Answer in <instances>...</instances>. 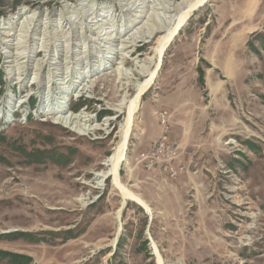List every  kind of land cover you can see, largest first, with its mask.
<instances>
[{"label":"rangeland","instance_id":"obj_1","mask_svg":"<svg viewBox=\"0 0 264 264\" xmlns=\"http://www.w3.org/2000/svg\"><path fill=\"white\" fill-rule=\"evenodd\" d=\"M182 3L0 0V264H264V0L194 10L141 96L119 174L152 215L94 184Z\"/></svg>","mask_w":264,"mask_h":264},{"label":"bare ground","instance_id":"obj_2","mask_svg":"<svg viewBox=\"0 0 264 264\" xmlns=\"http://www.w3.org/2000/svg\"><path fill=\"white\" fill-rule=\"evenodd\" d=\"M206 2L207 0H183L182 6L176 7L178 11V17L172 25L169 26L167 23L164 26L157 24H152L149 26L150 28L148 31V37H152L155 32L157 33L162 30L164 34L158 40L153 50V55L151 57H144L142 60H139V63L141 62L140 64L142 66V75L144 76V79L137 84L135 88V95L130 100H128L129 102L127 104L126 111L127 114L120 124V140L114 148L112 155L104 161L106 169L95 173L94 184H96L97 187L103 186L105 180L111 178V185L120 192L124 200L135 202L150 215H152V210L146 200L128 189L122 183L119 174L120 165L122 161L126 160L128 140L130 134L132 133L131 128L134 123V115L139 108L140 98L149 89L154 79L157 77L165 50L171 44L174 37L179 33L180 29L186 24L188 18L192 15L191 13L201 5H204ZM80 117V115H69L67 117H63L61 120L64 124L71 126L74 123H77V120ZM84 130L89 131L91 129ZM152 248L156 257V263L162 264V258L155 243H153Z\"/></svg>","mask_w":264,"mask_h":264},{"label":"built area","instance_id":"obj_3","mask_svg":"<svg viewBox=\"0 0 264 264\" xmlns=\"http://www.w3.org/2000/svg\"><path fill=\"white\" fill-rule=\"evenodd\" d=\"M162 117H164V114H162ZM166 144V141H165V139H163L162 141H160V143H159V146H160V148L162 149V148H164V145ZM168 148H170L169 146H168ZM177 150H178V147L177 146H174V147H172L169 151H170V155H171V157H175V155H176V153H177ZM143 156V159H150V164H149V167H152V165L155 163V162H159L160 161V159H159V157H156V156H148V155H142ZM162 161H163V159H162ZM165 161V160H164ZM163 169H164V171L166 172V173H168L169 175H171V176H174L176 173H177V167H174L173 165H171L170 164V162L168 163V164H164L163 165ZM180 169H182V168H180Z\"/></svg>","mask_w":264,"mask_h":264},{"label":"trees","instance_id":"obj_4","mask_svg":"<svg viewBox=\"0 0 264 264\" xmlns=\"http://www.w3.org/2000/svg\"><path fill=\"white\" fill-rule=\"evenodd\" d=\"M77 108V107H74V109Z\"/></svg>","mask_w":264,"mask_h":264}]
</instances>
